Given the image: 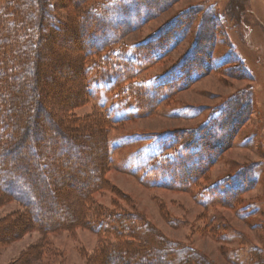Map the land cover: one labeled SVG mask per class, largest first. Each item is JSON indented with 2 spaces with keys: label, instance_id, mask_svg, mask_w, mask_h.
Here are the masks:
<instances>
[{
  "label": "trees",
  "instance_id": "trees-1",
  "mask_svg": "<svg viewBox=\"0 0 264 264\" xmlns=\"http://www.w3.org/2000/svg\"><path fill=\"white\" fill-rule=\"evenodd\" d=\"M50 1L0 0V200H15L24 210L20 226L0 228V241L31 226L54 231L83 223L110 237L101 264H210L138 212L100 209L84 219L85 200L102 185L110 163L108 126L115 120L102 110L90 121L74 120L69 113L96 82L123 106H133L128 116L151 113L211 71L218 18L211 8L190 7L126 52L116 49L119 40L176 0H67V5L82 8L81 13L68 14V21L54 11L48 14ZM191 30L189 48L169 70L150 80L139 77ZM56 36L75 40L74 50ZM63 70L67 73L56 77ZM232 70L237 77L247 74L243 68ZM68 72H76V77ZM43 80L56 87L44 86ZM26 91L31 94L28 100ZM251 108L250 94L243 89L201 126L170 131L159 140L163 155L150 157L153 166L146 177L167 188L189 189L232 143ZM39 141L48 143L41 146ZM83 149L91 154L79 157ZM14 151L22 154L11 156ZM254 165L241 166L205 189L208 201L231 204L253 187ZM77 170L90 172V180L76 192L65 191L63 185Z\"/></svg>",
  "mask_w": 264,
  "mask_h": 264
},
{
  "label": "rangeland",
  "instance_id": "rangeland-1",
  "mask_svg": "<svg viewBox=\"0 0 264 264\" xmlns=\"http://www.w3.org/2000/svg\"><path fill=\"white\" fill-rule=\"evenodd\" d=\"M66 1L51 0L48 14L54 11L68 21V14L81 13V7H72ZM195 6L198 10L211 8L219 20L209 73L146 115L128 116L126 113L133 106H123L113 92L101 87V82L91 84L89 94L71 109L69 115L74 120L90 121L101 116V110L115 120L108 126L110 163L103 172L102 185L85 200L88 207H82L83 217L100 209L138 212L166 237L190 246L210 264H264V0H176L159 15L125 34L116 49L130 51L170 19ZM61 27L64 31L67 28L62 24ZM193 32L187 33L170 53L143 69L139 77L150 80L169 70L189 48ZM61 40L74 50L75 40ZM42 62L39 61L41 67ZM232 67L243 68L246 76H235ZM64 71L57 72L56 77L61 78L67 73ZM75 74L68 72L73 78ZM43 84L56 87L50 80H43ZM243 89L250 94L252 108L248 119L192 187L167 188L146 177L153 166L150 157L163 155L159 152L161 138L172 130L201 126L217 114L226 99ZM25 96L28 100L31 94L26 91ZM44 137L49 142V135ZM87 153L91 154L83 149L77 155L85 157ZM18 154L22 152L14 151L11 156ZM249 164H255L253 187L231 204L208 201L205 189ZM75 174L63 185L65 191L76 192L91 178L88 171L77 170ZM23 212L17 201L0 200V228L11 223L20 226ZM109 239V235L92 231L83 223L54 231L31 226L0 241V264H101Z\"/></svg>",
  "mask_w": 264,
  "mask_h": 264
}]
</instances>
